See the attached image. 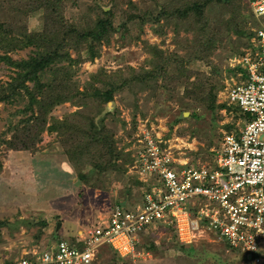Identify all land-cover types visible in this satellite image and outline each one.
Wrapping results in <instances>:
<instances>
[{
	"label": "rangeland",
	"instance_id": "374dc122",
	"mask_svg": "<svg viewBox=\"0 0 264 264\" xmlns=\"http://www.w3.org/2000/svg\"><path fill=\"white\" fill-rule=\"evenodd\" d=\"M251 1L235 0L234 7L211 2L201 22L192 16L186 20L169 16L155 24L152 20L162 8L172 12L180 1L0 0V29L15 38L14 46L26 32H43L54 48L69 26H92L104 17L102 12L111 13L114 28L107 44L95 45L93 60L88 54L89 39L72 34L64 41L62 50L73 63L71 74L62 72L57 86L68 101L50 111L44 126L35 120L38 108L25 88L20 87L12 101L0 102V260L17 258L34 248L43 252L58 238L71 241L79 231L105 221L115 205L131 209L140 204L142 190L129 163L138 128H153L180 163L214 162L224 135L238 133L245 121L228 103L227 93L239 81L231 60L252 49L246 44L254 35H248L264 22L253 16ZM200 29L214 41V50L202 46ZM4 46L0 41V57L17 63L32 57L37 47ZM49 71L40 76L41 84L53 79ZM143 71L152 74L146 80L138 78ZM19 72L0 59V86ZM105 84L120 88L111 102L101 104L88 97ZM25 85L32 90L34 84L26 81ZM210 105L216 107L211 110ZM52 119H67L75 132L90 121L98 131L103 128L101 138L106 137V143L93 144L89 151L100 152L110 161L109 168L115 163V169L99 173L80 162L76 170L87 178L80 181L64 153L69 151L66 137L71 133L43 130L52 125ZM58 223L61 228L56 232ZM139 244L143 254L134 261L122 260L104 246L92 264H247L211 232L185 246L172 229L158 226Z\"/></svg>",
	"mask_w": 264,
	"mask_h": 264
},
{
	"label": "built area",
	"instance_id": "2783aa9c",
	"mask_svg": "<svg viewBox=\"0 0 264 264\" xmlns=\"http://www.w3.org/2000/svg\"><path fill=\"white\" fill-rule=\"evenodd\" d=\"M250 6L253 16L264 21V0H252ZM254 34L252 49L231 60L246 71V80L234 82L227 93L228 103L250 117L238 135H224L213 163L181 164L153 128H138L132 169L149 184L140 204L131 209L115 205L105 221L80 232L73 245L58 238L43 252L34 248L0 264H91L104 246L134 261L143 254L142 236L158 226L172 229L186 245L214 233L216 240L263 262L264 22Z\"/></svg>",
	"mask_w": 264,
	"mask_h": 264
},
{
	"label": "trees",
	"instance_id": "16d2710c",
	"mask_svg": "<svg viewBox=\"0 0 264 264\" xmlns=\"http://www.w3.org/2000/svg\"><path fill=\"white\" fill-rule=\"evenodd\" d=\"M180 1V7L178 9L173 10L172 12L170 10H167L165 7L162 8V11L156 16L155 20H152L155 24L158 22L159 19H169V16L171 17H177L178 19H190V17H194L200 22L202 21V18L204 17V10L205 7L211 3V2H217V3H225V6H231L234 7V1L235 0H179ZM53 5L51 4L49 6L50 13H53ZM101 18H98L92 26H87L85 28L79 29L78 27H75L73 25L69 26V28L62 34L61 36V42L55 46L54 48H51L48 44L49 38L46 36L45 33L37 32V33H28L26 32L23 36V40L18 45L19 47H30V46H37L34 50L33 56L30 57L27 60L22 61V63L17 62H11V60L5 56V58L0 57V59L7 60L8 64L10 66H15L20 70V72L17 74V78H12V81L7 83L5 86H0V102H9L12 101V98L14 95H16V92L19 91L20 87L25 88L26 94L31 98V104H35L38 108V114L35 116V120H40L42 125L44 126L46 123V116L50 113V111L57 105L63 102H67V97L64 96V94L58 93V86L57 83L60 80L59 77H62V72H64L66 75L69 76L71 74V68L70 64L73 63L72 59L68 55L67 52H63V45L64 41L67 39L68 36L75 34L79 39H89L90 41V47L88 49L89 58L93 60L97 56V51L95 50V45H101L103 42L108 43L110 35L114 32L112 20H111V13L109 12H102ZM110 16V17H109ZM130 19H133V16H130ZM145 22H141L142 24ZM239 32V30H237ZM242 31V30H240ZM199 33H202L204 36L203 41L205 42V45L202 44V46H209L210 48H213V50L216 48L213 47L214 41L206 37V33L200 29L198 31ZM236 32V33H238ZM253 33H250L248 37H252ZM0 37H1V45H13V48H16L18 46H14L17 41L15 38H10L9 34L5 31H2L0 29ZM254 37V36H253ZM47 44L46 46H42V44ZM246 46H251L252 44L247 42ZM197 46H199V41L196 43ZM5 47V46H4ZM155 53L158 51L160 54H162L157 48H154ZM244 56V53H241V56ZM242 56V57H243ZM163 60V57L161 58V62ZM63 62H67L68 64L60 65ZM55 65H59V67H55ZM50 70V74L53 76V79L50 78L49 83H43L40 82V76L43 75V72L45 70ZM232 71L234 72L236 78L238 77V74H242V76L238 79L239 80H246V71L240 66V65H234L232 66ZM135 74V73H134ZM133 74V75H134ZM152 74V72L146 73L143 71V74H140L138 78L141 76H144V80L149 78V76ZM26 81L33 82V89L29 90L27 86L25 85ZM126 83L123 82L121 85L123 86ZM121 86V87H122ZM36 88V89H34ZM120 88L118 86H114L113 84H105V87L100 89H93L94 91L91 93L93 98L98 103L106 104L108 102H111L113 100V95L116 90H119ZM211 104L214 103V98L211 99ZM234 106V105H233ZM210 109L212 110L213 107H216V105H210ZM220 107V106H219ZM31 108V107H30ZM29 108V109H30ZM236 110H238L237 107L234 106ZM239 111V110H238ZM240 114V113H239ZM241 117L244 120L249 119V115H243L240 114ZM33 119V118H32ZM53 123L52 125L47 126L46 128L43 127V130L46 129L48 132H59L61 134H65L66 132H70L71 134L66 137V142L70 143L67 144L68 147L66 149H69V151L64 152L67 156V159L71 166L75 169V172L78 173L77 177L80 181L86 182V176L78 172L76 170V166L81 163H86L89 166L97 169L99 173H103V171H106L108 169L114 170L115 169V163L113 160L112 166L109 168L108 165L110 161H107L103 156H101L100 152L97 150L96 155L91 154V151H89L90 147H93V144H98L101 142L106 143V137L105 139H102L103 137V128H98L90 121L89 124L81 128L79 131L75 132L72 129V125L68 122L67 119H64L62 121L52 119ZM83 129V130H82ZM235 135H238L237 132H229ZM227 133V134H229ZM73 135L77 138L75 139ZM134 138V143H135ZM91 154V158L89 157ZM133 152L130 153V159L129 163L131 164V167L133 166L134 159L132 156ZM91 160H89L88 158ZM100 163V164H99ZM99 164V165H98ZM108 167V168H107ZM114 168V169H113ZM125 169V168H124ZM136 178V184L140 187L141 190L149 186V184L144 183L143 181L138 179V174L135 173L133 175ZM88 182V181H87ZM149 183V182H148ZM146 185V187H145ZM144 236H142L143 238ZM77 237H74L73 240H71L72 245L76 241ZM177 240V238H176ZM178 241V240H177ZM220 242L225 246V248L234 254H239L242 256L243 260L247 264H255V256L253 255L250 259L248 256L244 253H242L239 249L232 248L228 242L225 240H220ZM181 244V243H180ZM185 246L193 245V244H181ZM144 247V246H142ZM115 254V253H114ZM118 258L117 254H115ZM122 260L130 261L129 259L121 258ZM94 262V261H93ZM92 262V263H93ZM91 263V264H92Z\"/></svg>",
	"mask_w": 264,
	"mask_h": 264
},
{
	"label": "water",
	"instance_id": "95a60500",
	"mask_svg": "<svg viewBox=\"0 0 264 264\" xmlns=\"http://www.w3.org/2000/svg\"><path fill=\"white\" fill-rule=\"evenodd\" d=\"M60 227H61V224L58 223V224L56 225V232L60 229Z\"/></svg>",
	"mask_w": 264,
	"mask_h": 264
},
{
	"label": "crops",
	"instance_id": "0c3cea01",
	"mask_svg": "<svg viewBox=\"0 0 264 264\" xmlns=\"http://www.w3.org/2000/svg\"><path fill=\"white\" fill-rule=\"evenodd\" d=\"M180 163V162H179ZM183 164H185V163H188V162H186V161H184V162H182ZM181 163V164H182ZM197 165V164H196ZM61 228V227H60ZM78 235H80V231L78 232Z\"/></svg>",
	"mask_w": 264,
	"mask_h": 264
}]
</instances>
